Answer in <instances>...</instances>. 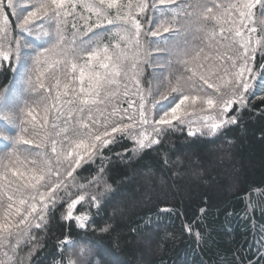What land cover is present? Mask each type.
I'll return each instance as SVG.
<instances>
[{"label":"snow or ice","instance_id":"snow-or-ice-1","mask_svg":"<svg viewBox=\"0 0 264 264\" xmlns=\"http://www.w3.org/2000/svg\"><path fill=\"white\" fill-rule=\"evenodd\" d=\"M27 4L18 13L0 0V264H27L57 207L89 228L77 207L99 208L114 190L103 163L87 184L77 170L103 162L109 145L127 138L135 155L181 126L215 135L238 122L246 94L264 98V77L256 84L253 71L264 52V0ZM60 246L57 264H96L93 255L106 252L87 236Z\"/></svg>","mask_w":264,"mask_h":264},{"label":"trees","instance_id":"trees-1","mask_svg":"<svg viewBox=\"0 0 264 264\" xmlns=\"http://www.w3.org/2000/svg\"><path fill=\"white\" fill-rule=\"evenodd\" d=\"M13 3L18 13L28 6L27 0ZM253 71L259 84L264 52L257 51ZM151 73L146 69L145 81ZM3 78L0 73V83ZM246 95L247 105L229 113H237L238 122L215 135L189 136L181 126L135 155L126 151L133 142L121 138L104 149L103 162L82 164L79 183L87 184L103 163L113 193L99 208L77 207L90 216L87 230L65 221L57 207L36 234L38 247L27 264H57L65 236L102 240L106 252L94 255L96 264H264V98ZM105 227L109 231L101 232Z\"/></svg>","mask_w":264,"mask_h":264},{"label":"rangeland","instance_id":"rangeland-1","mask_svg":"<svg viewBox=\"0 0 264 264\" xmlns=\"http://www.w3.org/2000/svg\"><path fill=\"white\" fill-rule=\"evenodd\" d=\"M92 258H93V259L95 258V257H94V255H93V257H92Z\"/></svg>","mask_w":264,"mask_h":264}]
</instances>
